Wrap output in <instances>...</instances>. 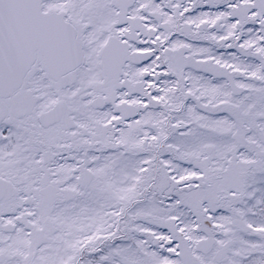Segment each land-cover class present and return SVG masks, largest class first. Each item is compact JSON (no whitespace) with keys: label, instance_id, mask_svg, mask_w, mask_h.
I'll return each instance as SVG.
<instances>
[{"label":"snow or ice","instance_id":"1","mask_svg":"<svg viewBox=\"0 0 264 264\" xmlns=\"http://www.w3.org/2000/svg\"><path fill=\"white\" fill-rule=\"evenodd\" d=\"M0 264H264V0H0Z\"/></svg>","mask_w":264,"mask_h":264}]
</instances>
